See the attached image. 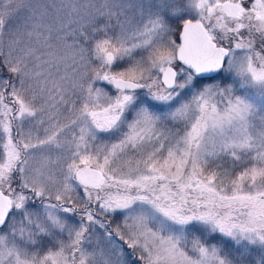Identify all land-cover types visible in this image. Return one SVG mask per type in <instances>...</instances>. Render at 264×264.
Listing matches in <instances>:
<instances>
[{
  "label": "snow or ice",
  "instance_id": "6c2138e0",
  "mask_svg": "<svg viewBox=\"0 0 264 264\" xmlns=\"http://www.w3.org/2000/svg\"><path fill=\"white\" fill-rule=\"evenodd\" d=\"M0 264H264V0H0Z\"/></svg>",
  "mask_w": 264,
  "mask_h": 264
},
{
  "label": "rangeland",
  "instance_id": "374dc122",
  "mask_svg": "<svg viewBox=\"0 0 264 264\" xmlns=\"http://www.w3.org/2000/svg\"><path fill=\"white\" fill-rule=\"evenodd\" d=\"M129 251H131V250H129Z\"/></svg>",
  "mask_w": 264,
  "mask_h": 264
}]
</instances>
